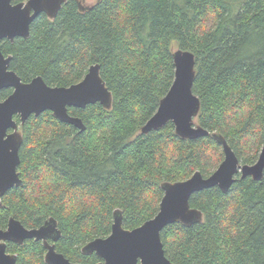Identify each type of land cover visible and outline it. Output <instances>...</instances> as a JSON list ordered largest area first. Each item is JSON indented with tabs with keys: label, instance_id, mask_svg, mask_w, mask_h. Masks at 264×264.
Masks as SVG:
<instances>
[{
	"label": "trees",
	"instance_id": "trees-1",
	"mask_svg": "<svg viewBox=\"0 0 264 264\" xmlns=\"http://www.w3.org/2000/svg\"><path fill=\"white\" fill-rule=\"evenodd\" d=\"M79 2L66 0L53 18L40 13L28 37L2 39L0 50L22 81L41 76L52 86L76 83L99 64L111 107H68L82 131L50 110L25 121L22 181L2 197L0 228L10 216L29 228L53 217L56 250L94 263L100 258L81 247L111 232L115 209L124 228L137 227L157 213L162 182L208 176L224 157L211 134L185 139L171 121L140 132L173 82L172 43L195 56L196 122L222 134L241 164L256 161L264 142V0H97L85 9ZM11 91L2 89L0 99ZM189 203L202 221L160 232L170 261L264 264V172L260 180L236 174L226 192L205 188ZM7 248L16 264H47L41 241Z\"/></svg>",
	"mask_w": 264,
	"mask_h": 264
},
{
	"label": "water",
	"instance_id": "water-1",
	"mask_svg": "<svg viewBox=\"0 0 264 264\" xmlns=\"http://www.w3.org/2000/svg\"><path fill=\"white\" fill-rule=\"evenodd\" d=\"M66 0H24L12 3L0 0V40L12 41L15 37L26 38L30 23L40 13L55 17ZM88 8L82 7L81 9ZM174 79L166 94L160 99L153 115L142 125L140 132L148 133L162 127L168 121L174 125L175 133L185 139L211 136L221 145L223 159L214 171L203 176L195 171L190 177L161 183L163 195L157 213L137 227L122 226L121 210L113 211L111 232L105 237L88 241L83 247L85 254L95 253L101 260L96 263H74L55 250L54 244L60 236L57 222L50 217L38 228L28 229L18 220L10 218L5 230L0 229V264H15L16 255L6 252L4 240L22 243L25 239L43 240L46 248L44 260L47 264H175L165 255L160 232L167 225L180 222L184 225L201 222L202 212L190 206V196L202 189L217 186L226 192L235 181L236 174L260 180L264 172V142L258 157L252 164H241L226 138L216 132L210 133L195 122L200 109V100L192 90L195 76V56L190 50L177 48L172 52ZM10 56L0 50V91H12L0 99V196L22 179L17 172L20 162L19 148L23 141L19 127L31 115L50 110L55 118L69 123L79 130L85 125L78 116L69 114L68 107H85L100 103L111 107L112 94L100 75L99 64L89 66L84 77L69 86L48 85L41 76L28 82L9 68ZM14 115L20 118L19 123ZM11 130V131H9Z\"/></svg>",
	"mask_w": 264,
	"mask_h": 264
},
{
	"label": "flooded vegetation",
	"instance_id": "flooded-vegetation-1",
	"mask_svg": "<svg viewBox=\"0 0 264 264\" xmlns=\"http://www.w3.org/2000/svg\"><path fill=\"white\" fill-rule=\"evenodd\" d=\"M83 1H84V0H83ZM81 2H82V1L79 2L80 8H81V6H82V5H81ZM90 6H91V5H90ZM82 7H85V6H82ZM88 7H89V6H88ZM84 9H85V8H84ZM14 116H15V115H14ZM19 119H20V118H19ZM19 121H20V120H19ZM18 123H19V122H18ZM21 126H22V125H21ZM21 126H20V127H21ZM20 127H19V129H20ZM20 130H21V129H20ZM9 131H11V130H9ZM18 165H19V164H18ZM17 172H18V166H17ZM18 174H19V173H18ZM19 177H20V175H19ZM10 189H11V188H10ZM7 191H8V190H7ZM7 191H6V192H7ZM6 192H5L2 196H0V204H1L2 197L6 194ZM11 217L14 218L13 216H10V217L8 218V221H7L6 226H5L4 228H0L1 230H5V229L7 228V226H8V222H9V219H10ZM49 218H50V217H49ZM49 218H48V219H49ZM14 219H16V218H14ZM48 219H46V220H48ZM16 220H18V219H16ZM46 220H45V221H46ZM18 221H19V220H18ZM45 221H44V222H45ZM19 222H20V221H19ZM44 222H43L42 224H44ZM56 222H57V221H56ZM20 223H21V222H20ZM21 224H22V223H21ZM42 224H41V225H42ZM22 225H23V224H22ZM41 225H39V226H41ZM23 226H24V225H23ZM39 226H37V227H32V228H38ZM25 227H26V226H25ZM26 228L31 229V228H29V227H26ZM57 228H58V225H57ZM58 229H59V228H58ZM59 230H60V229H59ZM60 233H61V232H60ZM59 237H60V236H59ZM31 239L35 240L34 238H31ZM25 240H26V239H25ZM57 240H58V239H57ZM57 240H56V241H57ZM37 241H41L42 244H43V246H44L43 240H37ZM56 241H53V240H51V239H48V243H50V244H54V247H55V242H56ZM1 242H4V243H5V246H6V252H7V253H10V254H15V255H16V259H17V254L14 253V252H10V251L8 250L7 246L9 245V243L22 244L24 241H23L22 243L14 242V241H12V240H4V241H1ZM83 246H84V245H83ZM83 246H82V247H83ZM82 247H81V252H82ZM44 248H45V246H44ZM55 250H56V248H55ZM46 251H47V250H46V248H45V253H46ZM56 251H57V250H56ZM57 252H59V251H57ZM45 253H44V256H45ZM59 253H61V252H59ZM82 253H83V252H82ZM62 254H63V253H62ZM84 254H85V253H84ZM63 255H64V254H63ZM65 257H66V256H65ZM66 258H67V257H66ZM69 260H70V259H69ZM100 260H101V259H100ZM100 260H98V261H100ZM44 261H45V260H44ZM70 261H71V260H70ZM98 261H97V262H98ZM71 262L79 263V262H75V261H71ZM94 263H96V262H94ZM15 264H16V263H15Z\"/></svg>",
	"mask_w": 264,
	"mask_h": 264
},
{
	"label": "rangeland",
	"instance_id": "rangeland-1",
	"mask_svg": "<svg viewBox=\"0 0 264 264\" xmlns=\"http://www.w3.org/2000/svg\"><path fill=\"white\" fill-rule=\"evenodd\" d=\"M80 1H82L81 2V5L82 6H85V7H88V6H90V5H92V4H94L97 0H80ZM177 49V47L175 46V44L174 43H172V50L174 51V50H176ZM195 122H196V120H195ZM197 123V122H196ZM19 131L21 132V130L19 129ZM22 133V132H21Z\"/></svg>",
	"mask_w": 264,
	"mask_h": 264
}]
</instances>
